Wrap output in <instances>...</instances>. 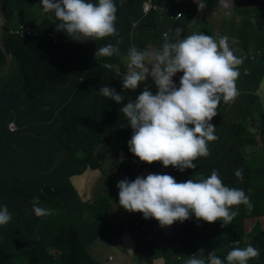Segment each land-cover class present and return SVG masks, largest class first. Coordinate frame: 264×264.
I'll return each instance as SVG.
<instances>
[{
  "label": "trees",
  "instance_id": "16d2710c",
  "mask_svg": "<svg viewBox=\"0 0 264 264\" xmlns=\"http://www.w3.org/2000/svg\"><path fill=\"white\" fill-rule=\"evenodd\" d=\"M144 1L146 0H123V2L114 0L117 7L115 26L118 36L76 41L65 32L56 29L55 25L59 21L55 18L54 13L43 11L41 0H2L6 20L3 46L12 57L10 70H16L21 76L18 90L27 99L33 101L37 100L43 92L55 93L58 91H71L76 94L94 93L100 101V113L96 110L90 117H76L78 134L72 142L74 144H71L70 147L63 137L65 128L72 135L70 127L65 126L66 119L56 122L54 125L55 136L64 149L72 152V158L80 159L76 154L77 149L93 152L99 141H106L107 130L121 132V135L125 136L124 140L121 138V144L125 148L126 155L129 156L132 153L128 141L131 139L133 129L127 123V118L123 116L120 109L128 100H134L146 85L150 86L153 94L156 93L157 88L149 76L137 89H123L122 80L125 76L124 73H127V61L124 57L133 45L139 50H142L140 47L147 49L149 43L156 44L157 48H160L164 42L163 32L166 30L171 31L170 42H175L174 30L187 23V13L190 9V0H187V3L186 0H151L162 6L165 13L151 11L144 14L142 12ZM90 2L95 4L98 3V0H90ZM252 4L253 8L249 12L254 13L256 17L260 16L258 0H253ZM182 7L185 9L183 10ZM31 9L36 10L38 15L34 12L27 15ZM179 12H181L180 18L172 19ZM40 15L43 16V19L41 23H38ZM162 16L164 20L161 19ZM134 21L136 22L133 23ZM257 24L258 20L254 25L248 18H245L240 30L235 35L238 41H235L234 47L241 54L244 53L247 60H243L239 67L243 76L242 79L236 81L239 94L230 103H225L221 98L217 107V115L210 121L216 127L215 135L218 137L219 143L208 142L210 154L207 157H198L194 161L196 167L184 169L182 175H179L178 168L165 166L157 168L155 166H159L161 162L151 163L156 169H159L155 174L171 175L178 183L188 179L207 178L214 169L218 174L228 172L230 177L225 186L242 189L250 197L253 208L249 211L245 205H240L239 214L228 225H223L220 220L209 223L190 214L189 219L183 222L175 221L172 225L167 226L166 230L158 228L159 222L155 218L145 219L142 213L133 212L139 220L138 224L141 225L135 233L138 243L134 254L138 258L144 259L146 264H157L159 260L163 261L162 264H175L178 255L185 260L192 256L206 259L210 252L226 261L225 258L229 251L235 247L242 248L232 242L246 237L247 219L264 216V103L257 95L264 80V37L257 36V31L264 32V26L260 25L258 28ZM21 25L24 27L23 34L10 33L12 29H18ZM252 35L255 39H252ZM117 39L121 41L119 45L121 56L95 58L97 49L110 43L115 44ZM251 45L254 49L253 59H251V53L249 54ZM241 54H238V57L242 58ZM106 64H109L111 68H107ZM5 65L6 57L0 48V72ZM174 83L179 87V80ZM71 86L72 90H70ZM104 86L114 88L125 99L117 103L102 96L99 89ZM14 103H18V101H14ZM255 112L259 113V119L256 118ZM97 116L105 119L103 121L105 124L99 129L92 127L96 133L85 129L80 130L81 126L84 128L88 126L83 121L84 119L91 123ZM251 130L254 132L252 133ZM257 134L260 136L262 148H257L259 143ZM85 140L94 141V145L90 148L86 147L82 143ZM246 152L255 154L258 158L248 160L245 158ZM237 169L243 172L242 180L234 175ZM132 172L134 171L124 174L120 172V174L127 177ZM51 176H59V174L53 173ZM62 180L61 178L57 181V185ZM48 192L54 196L57 195V192L53 193L50 188ZM39 196L40 198L44 197V193L41 192ZM48 217L49 215L45 216L46 219ZM86 224L87 222H84L79 227L82 228ZM258 229V236L250 235V245L259 250V256L248 261V264H264V228L258 225ZM66 233L67 230H63V234ZM122 233L131 239L125 231ZM73 234V236L67 234L66 237L69 238V241L63 242L66 249L65 253L61 250L65 256L62 264H98L87 252L81 236L75 230ZM72 239L73 241H71ZM0 252H2L0 253V264H13L12 259L8 260L3 257V246H0ZM31 262L34 263L32 259ZM225 264L227 263L225 262Z\"/></svg>",
  "mask_w": 264,
  "mask_h": 264
},
{
  "label": "clouds",
  "instance_id": "9594fccd",
  "mask_svg": "<svg viewBox=\"0 0 264 264\" xmlns=\"http://www.w3.org/2000/svg\"><path fill=\"white\" fill-rule=\"evenodd\" d=\"M219 3L228 7L226 0ZM41 4L45 13H54L59 21L56 29L73 40L118 36L114 0H98L95 4L90 0H41ZM198 6L203 8L204 0H198ZM182 32L181 27L175 29V42H170L165 33L158 49L139 50L135 45L128 49L124 57L127 73L122 80L123 89L135 90L150 76L157 91L153 94L146 85L120 109L133 129L128 141L130 151L142 162L159 161L181 172L195 168L198 157L210 154L208 142L218 139L216 127L210 121L217 115L221 98L230 103L239 94L236 87L239 66L247 59L240 52L243 58L234 54L227 36L216 39L199 32L181 38ZM120 42L117 39L115 44L100 47L95 58L121 56ZM177 72L183 73L179 87L172 79ZM99 92L117 103L125 99L108 86L101 87ZM234 175L243 179L240 169ZM117 187L120 206L142 213L145 219L155 218L162 227L183 222L190 214L209 223L220 220L228 225L239 214L240 205L249 211L253 208L250 197L242 189L225 186L215 169L207 178L179 183L171 175L150 173L132 181H119ZM38 205L39 198H34L33 211L37 217L52 214V209ZM11 218L7 206L0 207V225H6ZM258 256L259 250L249 245L233 248L225 260L227 264H248ZM175 264H225V261L210 252L206 259L192 256L185 260L178 255Z\"/></svg>",
  "mask_w": 264,
  "mask_h": 264
},
{
  "label": "crops",
  "instance_id": "0c3cea01",
  "mask_svg": "<svg viewBox=\"0 0 264 264\" xmlns=\"http://www.w3.org/2000/svg\"><path fill=\"white\" fill-rule=\"evenodd\" d=\"M226 2L228 7L224 8L219 0H204L205 6L200 8L198 0H190L187 23L180 26L183 28L181 38L199 32L216 39L227 36L231 49L238 57L239 51L234 47L235 35L245 18L252 24H254L252 18H255L264 26V0H258L260 13L258 17L249 12L253 8V0ZM257 36L264 37V32L257 31ZM147 49L158 48L156 44L149 43ZM242 78L239 70L237 80ZM172 79L175 82L180 80V77ZM20 82L21 77L11 82L0 81V207L7 206L12 216L10 222L0 225L3 257L12 259L13 264H62L65 258L62 251L65 253L66 249L63 242L69 241L66 237L68 233L64 235L63 230L69 228L66 227L69 222L70 227L76 224L74 230L81 236L87 252L98 264H146L144 259L134 254L138 243L135 233L141 225H134V222L139 220L133 212L129 211L128 217V211L125 209L122 211V206L119 205V188L115 189L113 178L121 176L120 172L124 174L134 171L127 177L123 176L124 179L132 181L137 176L145 177L150 174L152 168L146 166L137 171L138 163L134 159L122 169L117 165L111 168L115 161L119 163L124 159H130L124 153L125 148L121 144V139L117 137L112 141L111 139L99 141L96 145V149L100 148V151H97L98 167L89 164L87 169L82 170V161L87 162L89 158L92 162L96 149L93 152L77 149L76 154L80 159L72 158V152L64 149L55 136L54 125L66 119L65 126L70 127L73 136L65 128L63 137L70 147L78 134L76 117H90L96 110L100 113V101L96 94H76L71 91L43 92L33 101L18 90ZM73 84L74 81L72 86ZM260 100L264 102L262 97ZM100 120V116L91 123L84 119L88 126L86 128L81 126L80 130L96 133L92 127L100 124ZM10 123H14L16 127L14 131L9 129ZM82 143L88 148L94 145V141L85 140ZM162 166L161 163L155 167ZM167 167L174 168L171 165ZM182 172L180 171L179 175H182ZM53 173L59 176H51ZM67 175L71 178L67 179ZM61 178L62 182L57 185ZM99 179H102L100 183L97 182ZM104 181H107L106 185ZM51 187L53 193L57 192L56 196L48 192ZM41 188H47L42 198L39 196ZM34 198H39L38 206L53 210L47 219L45 216L35 215ZM95 206H109V209L113 207L110 222L100 216ZM84 222L87 224L80 228ZM258 225L264 228V216L249 217L246 223V237L242 240L236 239L233 244L242 248L249 246L250 234L253 233L254 236L259 234ZM159 228L166 230L165 226L159 225ZM122 231L129 234L131 239ZM58 239L61 243L59 247L56 246ZM110 255L113 258L108 260ZM162 263V260L157 261V264Z\"/></svg>",
  "mask_w": 264,
  "mask_h": 264
},
{
  "label": "rangeland",
  "instance_id": "374dc122",
  "mask_svg": "<svg viewBox=\"0 0 264 264\" xmlns=\"http://www.w3.org/2000/svg\"><path fill=\"white\" fill-rule=\"evenodd\" d=\"M210 1H212V0H210ZM31 12H34V13H37L36 12V10H29L28 12H27V15H29V13H31ZM37 15H38V13H37ZM38 23H41L42 22V19H43V16L42 15H40V16H38ZM252 22L254 23V24H256L257 23V21H256V19L255 18H252ZM260 23H258L257 24V27L259 28L260 27ZM251 33V32H250ZM252 39H255V37L252 35ZM235 41L237 42L238 41V38L237 37H235ZM256 45H257V43H255ZM261 49V48H260ZM253 45H251V47H250V52H249V54L251 53V59H253V57H254V55L252 54V52H253ZM245 54L244 53H242V56H244ZM243 58V57H242ZM243 60H247V59H243ZM183 75V73L182 72H177L172 78H178V77H181ZM21 76H20V74L19 73H17V71L16 70H10L9 69V71L0 79V81L1 82H11V81H13V80H15V79H17V78H20ZM260 91V92H259ZM259 91L257 92V95H259L260 96V99H261V97L264 99V80H263V83L261 84V86H260V89H259ZM263 102V101H262ZM264 103V102H263ZM255 116H256V118L257 119H259V113L258 112H255ZM105 119H102L101 118V120H100V124L99 125H97L96 126V129H99V128H101L102 127V125H104L105 124V122H103ZM251 132L253 133L254 132V130H251ZM256 136H258L257 137V139H258V141H259V143H258V146H257V148H262V142H260V136L257 134ZM119 138V139H121V138H123V140L125 139V136L124 135H121V132L120 133H116V132H114L113 130H107V132H106V134H105V140H108V139H111V141L113 140V139H115V138ZM122 140V139H121ZM215 143H219V139H216L215 141H214ZM99 143V142H98ZM96 152H93L94 153V158H93V160H92V162L90 161V159L88 158L87 159V162H85L84 160L82 161V166H83V169L82 170H84V169H87V166L90 164L91 166H97L98 165V161H99V155H97V151H100V148L98 147L96 150H95ZM125 154H127L126 152H124ZM244 154V153H243ZM129 157H130V159H127V160H123L122 162H114L113 164H111V168H113L115 165H117L120 169H122V168H124V167H126L128 164H129V162H130V160L131 159H134V160H136V159H138L139 160V158L138 157H136L133 153H131L130 155H129ZM245 158H247L248 160H252V159H254V160H256L257 158H258V156L257 155H255V154H249V153H247L246 152V155H245ZM94 163V164H93ZM146 166H150L152 169H151V174H155L157 171H159V169H156L153 165H151V164H148V163H146V162H142V161H139V163L137 164V167H136V170L137 171H140V170H142L143 168H145ZM86 167V168H85ZM115 174H117V173H115ZM229 174L230 173H228V172H220L218 175H219V177L221 178V180H222V182L226 185V181L229 179ZM114 177V176H113ZM71 177H70V175H67V179H70ZM122 180H124V178H123V176H117V177H115V178H113V181H114V187H115V189H117L118 187H117V183L119 182V181H122ZM102 181V179H99V180H97V182H101ZM107 184V181H104V185H106ZM104 190H101V192H103ZM105 194H106V192H105ZM106 202V201H105ZM64 208H65V206H63ZM96 208H97V210H98V212H99V214H100V216L102 217V218H104L106 221H108V222H110V220H111V210L113 209V207H111L110 209L108 208L109 206H95ZM122 211H124V208L122 207ZM80 219H81V217L79 218V221H80ZM78 221V222H79ZM247 222H248V219H247ZM64 223L66 224L67 223V217H66V214H65V220H64ZM66 227H69L68 229H67V233L69 234V235H71V236H73L74 234H73V232H74V228L76 227V224L74 223L71 227H70V225H69V222L66 224ZM165 227H167V226H165ZM54 228V227H53ZM53 228H52V230H53ZM57 232H59V231H57ZM117 232H119V229L117 230ZM78 234V233H77ZM252 237L254 236V234L253 233H251L250 234ZM67 236V235H66ZM60 238V237H59ZM248 238H249V236H248ZM74 239V238H73ZM73 239L71 240V241H73ZM59 244L61 245V243L59 242V239H58V241L56 242V246H58L59 247ZM63 246V245H62ZM107 247V246H106ZM0 253H2V252H0ZM226 262V261H225ZM227 263V262H226Z\"/></svg>",
  "mask_w": 264,
  "mask_h": 264
},
{
  "label": "built area",
  "instance_id": "2783aa9c",
  "mask_svg": "<svg viewBox=\"0 0 264 264\" xmlns=\"http://www.w3.org/2000/svg\"><path fill=\"white\" fill-rule=\"evenodd\" d=\"M185 2L187 3V0H186ZM162 8H163L162 6L153 3L151 0H146V1H144L143 4H142V12H143L144 14H148V13L151 12V11L165 13L164 10H163ZM182 9L184 10L185 7H182ZM180 14H181V12H179V13H178L174 18H172V19L178 20V19L180 18V16H181ZM161 19L164 20V17L162 16ZM10 33H11V34H20V33L23 34V33H24V27L21 25V26H19L18 29H12V30L10 31ZM165 33H167L168 36L171 35V31H170V30H166V31L163 32V37H164V34H165ZM50 36L53 37V35H50ZM106 67H107V68H111V66H110L109 64H106ZM9 129H10L11 131H14V130L16 129L14 123H10V124H9ZM137 162H138V160L136 161V163H137ZM45 189L47 190V188H45ZM45 189H44V188H41V191L44 192ZM50 189L53 190V187H51ZM128 217H129V214H128ZM134 225H138V221H135V222H134ZM126 231L129 232L128 229H127ZM112 258H113V256H111V255L108 256V260H111Z\"/></svg>",
  "mask_w": 264,
  "mask_h": 264
},
{
  "label": "water",
  "instance_id": "95a60500",
  "mask_svg": "<svg viewBox=\"0 0 264 264\" xmlns=\"http://www.w3.org/2000/svg\"><path fill=\"white\" fill-rule=\"evenodd\" d=\"M5 14L2 6V0H0V48L2 49L5 57H6V65L4 69L0 72V78H2L8 71L11 66V61L12 57L11 55L7 52V50L3 46V32H4V25H5Z\"/></svg>",
  "mask_w": 264,
  "mask_h": 264
}]
</instances>
